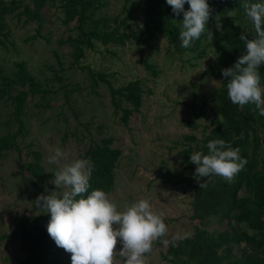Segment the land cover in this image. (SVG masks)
<instances>
[{
  "label": "rangeland",
  "instance_id": "374dc122",
  "mask_svg": "<svg viewBox=\"0 0 264 264\" xmlns=\"http://www.w3.org/2000/svg\"><path fill=\"white\" fill-rule=\"evenodd\" d=\"M0 1L12 6L11 0ZM17 1L22 7H14L5 16L3 32H8L10 44H6L7 49L0 46V68L10 73L13 64L22 61L36 78L48 80L53 73L51 65L59 70L54 59V52H59L64 54V70L60 73L64 82H53L52 89L57 93L50 106L29 109L25 122L28 134L24 141L18 138L20 153L13 151L0 159V264H18L16 260L21 257L19 238L8 235L21 217L45 211L37 208L34 202L38 196L44 195L43 190L49 194L55 191L50 182L55 172L63 164L78 159V154L91 143L110 137L114 139L113 145L121 148L122 155L115 170L113 190L107 196L116 204L118 211H123L125 204L146 199L152 211L162 215L167 233L160 238V244L152 245V251L145 255L146 264H165L162 255L169 243L176 244L179 239L192 236L196 225V221L191 220L192 192L187 183L180 182L179 175L187 174L181 163L185 137L193 134L201 140L202 128L208 126L214 113L215 81L209 68L214 63L212 48L208 46L200 57H194L188 51L177 52L164 36L156 35L148 46L131 42H125L123 46L96 44V50H86V59L80 60L78 67L70 68L71 47L59 45V42L68 35H74L70 31L73 23H63V12L58 3L43 9L41 37L27 41L36 33V22L23 24L24 17L19 21L17 13L24 6L32 9L33 4L32 0ZM123 1L105 0L107 5L103 13L122 20ZM137 1L131 0V7L135 8ZM127 24L124 32H141L142 18L138 10ZM120 31H123L122 27ZM207 41L211 42V39L204 45ZM146 64L157 69V77L150 74ZM80 67L105 72L114 88L124 87L130 81L142 82V106L138 113H133L127 126L118 123L106 85L99 82L98 95L91 93V77ZM65 84L72 85L74 89L68 105L61 90ZM8 103L0 100L2 134L17 129ZM62 112L65 116L59 117ZM193 114L198 118L193 119ZM188 122L195 128L187 125ZM73 133H76L75 137ZM29 143L41 154V164L51 175V179L46 177L36 186L31 184L23 169V163L32 158L27 154ZM55 148H60L66 159L50 164L48 158ZM165 171L171 176L169 183L163 181ZM199 227L208 232L227 229L225 222L215 218L203 220ZM121 250L122 244L118 239L116 252ZM114 264H124V258L117 254Z\"/></svg>",
  "mask_w": 264,
  "mask_h": 264
},
{
  "label": "trees",
  "instance_id": "16d2710c",
  "mask_svg": "<svg viewBox=\"0 0 264 264\" xmlns=\"http://www.w3.org/2000/svg\"><path fill=\"white\" fill-rule=\"evenodd\" d=\"M56 2L63 12V23H73L70 31L74 35H68L64 41L59 42V45L68 44L71 47L70 68L78 67L80 60L86 59V50H96V44L123 46L125 42H131L138 46H148L156 35L164 36L169 44L175 46L177 52L188 51L194 57H200L206 47L212 48L214 63L209 68L215 81L214 113L208 126L202 128L201 140L193 134L185 137L181 163L187 174L179 175L180 182L187 183L192 192L191 220L196 221V225L192 236L179 239L176 244L169 243L162 259L165 264H264V116L259 115V109L253 103L246 104L243 108L231 103L227 93L228 81L221 72L222 69L232 67L244 54L245 45L239 39L241 33L249 39L257 38L254 24L243 8L245 0H208L213 11L205 32L187 48L181 47L179 38L183 14L176 16L166 0H138L135 8L131 7V0H124L121 10L124 18L120 21L118 17H109L103 13L107 5L105 0H32V9L24 6L17 13L19 21L24 17L23 24L36 22V33L27 41L41 37L43 9ZM247 2L264 3V0ZM11 4L9 7L0 1V46L6 49L9 41L8 32H3L5 16L13 9L22 7L17 0H11ZM189 8L185 3V11ZM135 10L140 12L142 30L128 34L124 31ZM216 23L222 25L220 31H217ZM121 27L123 31H120ZM208 30L212 31L213 38L204 45L209 39ZM106 51L112 53L107 49ZM63 57L64 54L54 52L55 64L59 66V70L51 65L50 71L53 73L48 80L36 78L22 61L15 62L10 73H5L0 68V100L9 102L12 119L17 124L16 131L0 133V159L13 151L20 153L18 138L24 141L28 134L25 122L29 109L50 106L52 103L57 93L52 89L53 82H64L63 75H60L65 65ZM146 67L153 77L158 76L153 65L146 64ZM80 69L86 70L91 77V93L98 95L99 82L106 85L118 123L127 126L133 113H138L142 106V82L130 81L124 87L114 88L105 72L92 71L89 67ZM257 71L264 99V63L258 66ZM61 90L65 93V103L68 105L70 93L74 89L72 85L65 84ZM58 116L65 114L62 112ZM192 118H198V115L193 114ZM187 125L195 128L190 122ZM217 139H223L233 148L238 147L239 155L247 160L245 167L231 182L216 175L206 178L195 176L196 165L190 162V155L195 152L208 155L207 144ZM113 141L110 137L93 142L78 154V159L90 161L92 171L88 190L76 199L87 198L94 190H102L106 194L113 190L115 170L122 155L121 148L114 146ZM27 154L32 158L23 163V169L31 184L36 186L46 177L51 179V175L45 172L41 164V154L34 149L32 143L28 144ZM162 177L165 183L171 182L168 171ZM200 183H206L207 186L200 188ZM52 188L58 196L65 191L64 188ZM43 193L49 194L45 190ZM50 218V213L44 211L37 215L23 216L16 223L8 236L19 238L18 250L21 257L16 260L18 264H71V254L58 247L47 232ZM209 218L225 222L227 229L218 232L200 229L199 224ZM160 238L153 245L160 244ZM234 252L240 255L236 256Z\"/></svg>",
  "mask_w": 264,
  "mask_h": 264
},
{
  "label": "clouds",
  "instance_id": "9594fccd",
  "mask_svg": "<svg viewBox=\"0 0 264 264\" xmlns=\"http://www.w3.org/2000/svg\"><path fill=\"white\" fill-rule=\"evenodd\" d=\"M176 16L183 14L181 47L187 48L205 32L212 13L208 0H166ZM187 3L190 8L185 11ZM246 16L253 22L256 39H249L241 33L239 39L245 45L241 55L232 67L222 69V76L228 81V98L241 108L253 103L264 116V99L260 87L258 66L264 63V3L243 4ZM217 31L222 25L216 23ZM209 39L213 33L208 30ZM208 155L195 152L190 162L196 165L195 176L201 178L213 175L231 182L247 164L238 147L233 148L223 139L207 144ZM66 154L60 148L53 149L48 158L50 164L59 163ZM90 161L76 159L63 164L50 181L55 188H64L58 196L55 191L40 195L34 202L37 208L50 213L47 232L55 244L71 254V264H114L117 254L124 258V264H146V255L152 251L153 242L167 233L162 215L154 213L148 200L125 204L118 211L102 190H94L87 198L76 199L89 187ZM206 187V183H200ZM114 226H116L114 228ZM122 244L117 253L116 246ZM172 259V257H169Z\"/></svg>",
  "mask_w": 264,
  "mask_h": 264
}]
</instances>
